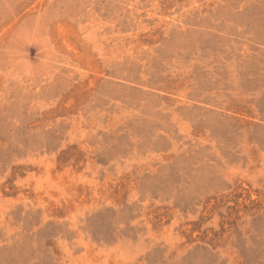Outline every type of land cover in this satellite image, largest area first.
I'll list each match as a JSON object with an SVG mask.
<instances>
[{
	"label": "rangeland",
	"instance_id": "374dc122",
	"mask_svg": "<svg viewBox=\"0 0 264 264\" xmlns=\"http://www.w3.org/2000/svg\"><path fill=\"white\" fill-rule=\"evenodd\" d=\"M0 264H264V0H0Z\"/></svg>",
	"mask_w": 264,
	"mask_h": 264
}]
</instances>
